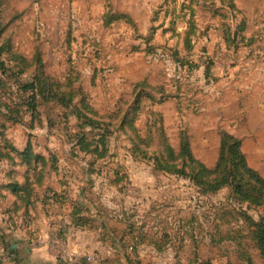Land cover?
I'll return each instance as SVG.
<instances>
[{"label": "rangeland", "instance_id": "obj_1", "mask_svg": "<svg viewBox=\"0 0 264 264\" xmlns=\"http://www.w3.org/2000/svg\"><path fill=\"white\" fill-rule=\"evenodd\" d=\"M194 1L193 16L165 0H8L0 9L14 48L29 60L40 52L63 98L38 95L37 112L23 107L19 122L0 115V264H264L249 227L264 206L239 204L228 187L201 195L150 159L162 138L178 150L184 135L212 167L225 131L264 176V0ZM101 132L103 153L99 141L94 151ZM28 147L44 158L22 163ZM11 180L37 197L46 186L66 191L69 207L19 209ZM74 215L91 224L75 227Z\"/></svg>", "mask_w": 264, "mask_h": 264}, {"label": "trees", "instance_id": "obj_2", "mask_svg": "<svg viewBox=\"0 0 264 264\" xmlns=\"http://www.w3.org/2000/svg\"><path fill=\"white\" fill-rule=\"evenodd\" d=\"M168 3H173L174 6H178L175 13H179L180 16L183 15L184 10L189 7L191 16L195 14L193 5L199 4L198 2L191 0L188 4L187 1L183 0H165ZM8 0H0V9ZM233 5V3H231ZM0 10V115L7 117L9 120H14L15 122L20 121V114L23 112V107H27L28 111L33 112V115L37 112V101L38 95L46 93L49 98H59L60 101L63 98L55 96L51 93V84L44 74V69L42 67L41 56L39 51H37L32 58L29 60L25 55L19 53L13 46L12 35L7 36L5 31V26L2 22L5 18ZM10 20L14 17H10ZM8 37V38H5ZM16 47V46H15ZM18 49V48H17ZM36 56V57H35ZM35 66L36 70H40L36 75V81L29 83H24L21 79L25 73L30 71ZM42 67V68H41ZM17 84V99H11L10 93L12 92L11 87ZM33 111H32V110ZM2 128H6V124H2ZM108 132L99 133L100 138L97 140V146L94 149L100 150L98 148V143L100 142L103 148L102 152H105L107 148V137ZM86 134H82L79 145L82 151H91V143L87 142L85 139ZM99 141V142H98ZM13 147V146H11ZM13 150L16 149L13 147ZM19 156L23 157V161L31 164L33 161L38 162L44 157L40 154H36L32 151L31 147H28L24 152L18 153ZM0 159H5L0 157ZM10 160H14L15 157H10ZM155 164L157 169L160 171L177 175L180 178L189 179L191 184L196 187L198 193L201 195H211L216 194L222 189L228 187L232 193L233 200L239 204H246L249 207L252 206H264V176L254 167L251 166L250 160L246 153L243 151L242 139L236 137L228 132L223 131L221 134L220 151L219 158L214 166H208L203 161L197 159L192 152L191 145L188 141L187 136L182 137L180 147L175 150L167 140L161 139V148L157 154L150 157ZM48 161V159H47ZM31 176H35L37 182H41L44 178L42 172H36ZM56 176V175H55ZM25 181L34 183V180L27 178ZM9 188H12L14 194L17 195L16 198L21 202H16L17 208H25L27 211L32 212L38 203L45 205V208L50 207L54 209L56 205H61V207H69V203L66 202L69 196L66 191L60 192L58 188L54 186H46L44 189L45 194L43 196L37 197L36 191L30 194V189L27 186H23L24 183L10 181ZM21 188V189H20ZM23 190V191H22ZM21 191V192H20ZM25 191V193H24ZM20 192V193H19ZM48 192V194H47ZM19 193V194H18ZM30 194V195H28ZM78 202H74L75 213L78 214L76 207L81 204V197L78 195ZM67 203V204H66ZM82 205V204H81ZM241 217H245L247 214L238 212ZM118 216L120 214L118 213ZM74 226L79 227H89L90 220L85 216L77 218L73 216ZM72 224V225H73ZM231 229H241L237 223L229 224ZM250 229H252L251 238L255 243L263 261H264V220L251 221ZM244 228V227H243ZM70 233V232H68ZM67 233V234H68ZM216 235V234H215ZM227 244L228 239L224 240ZM160 247L167 245L166 241L157 242ZM115 249L111 248L113 253L122 251V247L118 242L113 243ZM156 245V244H155ZM242 244L236 241V247L238 249L239 255H244L246 250L242 249ZM113 247V246H112ZM235 249V248H234ZM117 250L119 252H117ZM121 254V253H120ZM134 260V259H130ZM105 261V260H103ZM197 264H212L211 262H201L199 258L195 259ZM130 264H135L132 261Z\"/></svg>", "mask_w": 264, "mask_h": 264}, {"label": "built area", "instance_id": "obj_3", "mask_svg": "<svg viewBox=\"0 0 264 264\" xmlns=\"http://www.w3.org/2000/svg\"><path fill=\"white\" fill-rule=\"evenodd\" d=\"M62 244H63V245H66V243H65L64 241H62ZM90 259H91V258H89V260H90Z\"/></svg>", "mask_w": 264, "mask_h": 264}, {"label": "crops", "instance_id": "obj_4", "mask_svg": "<svg viewBox=\"0 0 264 264\" xmlns=\"http://www.w3.org/2000/svg\"><path fill=\"white\" fill-rule=\"evenodd\" d=\"M54 234V233H51V235ZM65 259V258H64ZM54 260V258L51 257V262Z\"/></svg>", "mask_w": 264, "mask_h": 264}]
</instances>
